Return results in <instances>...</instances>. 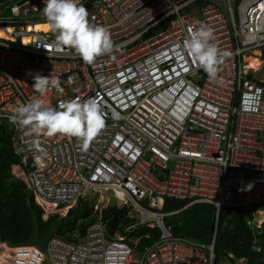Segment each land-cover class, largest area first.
<instances>
[{
	"label": "built area",
	"instance_id": "2783aa9c",
	"mask_svg": "<svg viewBox=\"0 0 264 264\" xmlns=\"http://www.w3.org/2000/svg\"><path fill=\"white\" fill-rule=\"evenodd\" d=\"M5 2L0 122L20 157L11 171L43 220L98 198L84 237L54 236L44 249L0 242V264H213L219 211L264 203V0H80L89 22L106 26L114 43L90 64L54 47L49 28L34 29L47 24L43 0ZM201 24L212 29L222 57L215 79L182 49L187 29ZM37 73L58 77L64 91L37 93ZM76 97L95 98L104 112L87 148L78 138L37 136L10 122L34 98L55 107ZM111 191L114 205L136 219L124 232L157 227L156 241L136 250L138 239L132 246L108 234L102 211ZM164 197L213 206L211 242L172 236L163 222L169 214L159 210Z\"/></svg>",
	"mask_w": 264,
	"mask_h": 264
},
{
	"label": "trees",
	"instance_id": "16d2710c",
	"mask_svg": "<svg viewBox=\"0 0 264 264\" xmlns=\"http://www.w3.org/2000/svg\"><path fill=\"white\" fill-rule=\"evenodd\" d=\"M84 7L88 9V6ZM8 12L6 10L4 13ZM19 161L20 157L11 147L7 123L0 122V242L10 240L20 243L28 237L31 222L25 206L27 198L37 217L40 238L50 231L59 218L53 215L47 220L42 219L32 194L11 171V166ZM187 204V200L163 198L159 210L169 214L163 218L165 227L172 236L209 244L215 229V208L206 203ZM92 211L93 208L87 205V200L81 198L76 207L61 218L62 224L55 236L68 241H77L76 237H84L86 228L94 219ZM259 211L264 212V203L219 211L213 264H264V219L257 220ZM102 218L110 236L115 233L123 235L132 246L135 239H138L136 250L152 244L160 234L157 227L141 225L125 233V229L134 224L136 219L127 216V209H120L115 205L103 209Z\"/></svg>",
	"mask_w": 264,
	"mask_h": 264
},
{
	"label": "clouds",
	"instance_id": "9594fccd",
	"mask_svg": "<svg viewBox=\"0 0 264 264\" xmlns=\"http://www.w3.org/2000/svg\"><path fill=\"white\" fill-rule=\"evenodd\" d=\"M40 11L54 34V47L70 49L89 64L97 57L112 52L114 43L108 28L90 23L89 13L80 0H43ZM214 39L212 29L201 24L195 28L190 26L182 43L183 51L210 79L217 77L218 64L222 59ZM227 55L229 53H223V56ZM32 78V89L41 95L50 89L58 93L64 91L58 77L37 73ZM9 119L37 136L43 134L49 137L60 135L78 138L84 148L88 147L90 140L103 129L105 123L104 112L92 97L62 100L55 107L40 98H34L19 104Z\"/></svg>",
	"mask_w": 264,
	"mask_h": 264
},
{
	"label": "water",
	"instance_id": "95a60500",
	"mask_svg": "<svg viewBox=\"0 0 264 264\" xmlns=\"http://www.w3.org/2000/svg\"><path fill=\"white\" fill-rule=\"evenodd\" d=\"M6 0H0V2H5ZM90 194V191L88 192V194L85 196V199H88V196ZM115 204L114 201V196H113V192H110V206L112 207ZM25 206H26V210L29 213L30 216V222H31V230L30 233L28 235V237L20 242V243H13L10 240H7V243L11 246L16 245V244H21V245H34L40 249H44V247L46 246L47 242L57 234L59 227L62 224V220L60 218H58L53 225L51 226L50 231L43 237L40 238L39 237V229H38V223H37V217L35 214V211L32 208L31 202L30 200L27 198L25 201Z\"/></svg>",
	"mask_w": 264,
	"mask_h": 264
},
{
	"label": "bare ground",
	"instance_id": "6f19581e",
	"mask_svg": "<svg viewBox=\"0 0 264 264\" xmlns=\"http://www.w3.org/2000/svg\"><path fill=\"white\" fill-rule=\"evenodd\" d=\"M192 17H196V13H193L192 14ZM34 29L36 30H47L48 29V26L47 24H41V25H36L34 27ZM9 33H10V30L7 29V28H3V29H0V37H5V38H8L9 37ZM24 41L26 42L27 39H24ZM246 61L249 62V67H256L258 65V61L256 59H250L249 58H246Z\"/></svg>",
	"mask_w": 264,
	"mask_h": 264
},
{
	"label": "rangeland",
	"instance_id": "374dc122",
	"mask_svg": "<svg viewBox=\"0 0 264 264\" xmlns=\"http://www.w3.org/2000/svg\"><path fill=\"white\" fill-rule=\"evenodd\" d=\"M3 6H4V3H3V2H0V9L3 8ZM105 197H106V195L103 196V199H105ZM97 198H98V195H97V194H93V195L87 200V205H88L89 207H93V205H94V204L96 203V201H97ZM102 204H104V200H102V201L100 202V205H102ZM117 205H119L118 202H117ZM260 214H263V215H260ZM258 215H259V217L257 218V220H259V219H264V212H263V211H259V212H258ZM225 264H227V263H225Z\"/></svg>",
	"mask_w": 264,
	"mask_h": 264
}]
</instances>
